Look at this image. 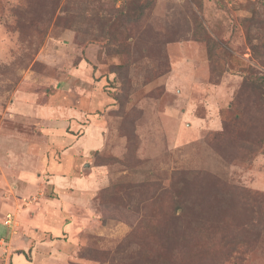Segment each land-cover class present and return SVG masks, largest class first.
<instances>
[{"label": "rangeland", "instance_id": "374dc122", "mask_svg": "<svg viewBox=\"0 0 264 264\" xmlns=\"http://www.w3.org/2000/svg\"><path fill=\"white\" fill-rule=\"evenodd\" d=\"M260 77L264 0H0V264H264Z\"/></svg>", "mask_w": 264, "mask_h": 264}, {"label": "crops", "instance_id": "0c3cea01", "mask_svg": "<svg viewBox=\"0 0 264 264\" xmlns=\"http://www.w3.org/2000/svg\"><path fill=\"white\" fill-rule=\"evenodd\" d=\"M10 106V104H9ZM47 108V109H45ZM43 110H41L40 108H37V107H34V106H31L29 104H27L26 102H20V103H13L11 104L10 106V110H12V113H11V116L13 118H18V120H21V121H30L31 119H37V120H40L42 119L43 115L47 116L46 118H43L45 121H48L49 124H52V123H55V124H59L61 126H65L68 124V119H67V116L68 114H64V113H59V117L56 116V110L50 108V107H45ZM7 109H9V107H7ZM45 110H48L46 111V114H44V111ZM41 113V116L39 115ZM64 114V115H63ZM55 116L56 118L58 119H63V121L59 122L57 120H55L54 122H51V119H53L52 116ZM38 117H42L40 119H38ZM78 116H75V118H77ZM42 119V120H43ZM74 119V118H73ZM74 120H77V119H74ZM47 123V122H46ZM15 135H8V137H12V139L14 138L15 139V144L18 148L21 147V145H24V144H20V143H24V142H27V141H22L21 137L20 138H15L14 137ZM85 138V136H83ZM27 144V143H26ZM20 150H22V148H20ZM26 152V151H25ZM28 155H24V160L27 161ZM6 158V157H5ZM3 162V161H2ZM1 162V163H2ZM28 162V161H27ZM22 165L21 163H19V166ZM12 166H15L14 170H9V171H4V169H1L0 167V171L2 172V181L4 183H6L8 180H14L16 179L17 181L19 182H23L24 180H30L31 179V176H30V169L32 168L30 165L28 164H25V168H22V167H16V163L15 164H12ZM17 168V169H16ZM3 170V171H2ZM14 171V172H13ZM13 174L12 176L10 175L9 178L6 174ZM1 178V177H0ZM2 238H0V242H2ZM11 241V239H10ZM9 243V241L7 242V244ZM17 258V257H16ZM20 259V257H18Z\"/></svg>", "mask_w": 264, "mask_h": 264}, {"label": "built area", "instance_id": "2783aa9c", "mask_svg": "<svg viewBox=\"0 0 264 264\" xmlns=\"http://www.w3.org/2000/svg\"><path fill=\"white\" fill-rule=\"evenodd\" d=\"M2 224L8 228H12L18 225L15 217L10 213L5 214Z\"/></svg>", "mask_w": 264, "mask_h": 264}, {"label": "trees", "instance_id": "16d2710c", "mask_svg": "<svg viewBox=\"0 0 264 264\" xmlns=\"http://www.w3.org/2000/svg\"><path fill=\"white\" fill-rule=\"evenodd\" d=\"M262 82H264V78L260 77V78L258 79V83L260 84V83H262Z\"/></svg>", "mask_w": 264, "mask_h": 264}]
</instances>
